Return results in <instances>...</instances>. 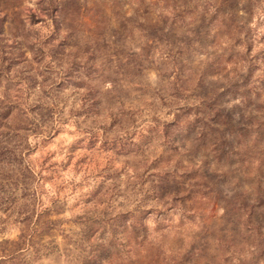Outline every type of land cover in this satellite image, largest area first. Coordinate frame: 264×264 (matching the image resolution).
<instances>
[{
	"label": "rangeland",
	"instance_id": "1",
	"mask_svg": "<svg viewBox=\"0 0 264 264\" xmlns=\"http://www.w3.org/2000/svg\"><path fill=\"white\" fill-rule=\"evenodd\" d=\"M0 264H264V0H0Z\"/></svg>",
	"mask_w": 264,
	"mask_h": 264
}]
</instances>
